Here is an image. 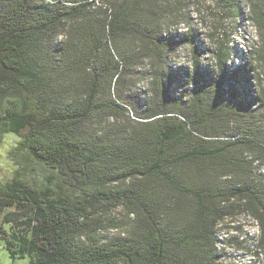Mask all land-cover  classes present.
<instances>
[{"label":"trees","instance_id":"trees-1","mask_svg":"<svg viewBox=\"0 0 264 264\" xmlns=\"http://www.w3.org/2000/svg\"><path fill=\"white\" fill-rule=\"evenodd\" d=\"M166 2L0 0V142L4 133L25 129L17 145L25 158L13 159L17 167L0 181V211L13 208L0 223V245L11 258L27 256L30 264H215L213 227L234 213L231 199L248 206L264 250V186L251 174L254 152L264 157V119L254 118L251 107L264 105V84L255 92L260 79L251 71L252 80L243 83L249 100L240 99L237 78L248 68L229 70L223 34L214 47L216 74L194 65L184 73L189 89L173 91L180 78L163 64L176 41L162 31L178 19L166 14ZM219 3L227 14L240 13L236 0ZM261 4L252 11L264 40ZM63 29L57 55L53 48ZM179 39L194 43L192 34ZM154 52L161 55L148 63ZM143 77L149 84L141 103L135 94L134 101L122 95L124 84L134 80L135 86ZM102 115L122 123L106 127ZM28 158L50 171L46 181L27 178ZM189 162L201 184L183 179ZM229 172L245 175L222 189L215 177ZM165 188L188 205L191 197V209L182 212ZM121 204L134 217L131 231L99 238L100 215Z\"/></svg>","mask_w":264,"mask_h":264},{"label":"rangeland","instance_id":"rangeland-1","mask_svg":"<svg viewBox=\"0 0 264 264\" xmlns=\"http://www.w3.org/2000/svg\"><path fill=\"white\" fill-rule=\"evenodd\" d=\"M221 0H167L170 7L166 6V14L175 17L177 23L162 31L163 36H168L176 41V44L172 46L165 57V65L169 70L176 71V76L180 79H176L171 84V88L176 93L180 92V88L183 90L186 85L188 89L190 87L184 78L185 72H192L194 65H198L208 75L214 76L216 74L214 47L217 42V38L223 34L227 36V44L230 47L229 60L227 67L229 70L236 68L238 65L243 64L248 69V74L245 71L237 78L243 94H240V99L244 102H248L249 93L246 91L247 85L243 84L250 79L254 72V79L257 77L260 79L259 83H256L255 92L261 89L264 84V40L260 37V30L256 21L254 20L253 7L259 0H236L238 2V8L240 13L238 16H232L220 10ZM228 1V0H227ZM261 6L264 8V4ZM192 34L194 36V43L190 44L185 41H179V37ZM65 29L61 31L56 40V44L53 48V53L61 55V46L65 39ZM179 35V36H176ZM159 55L155 52L147 58V62L156 61ZM54 59V57H53ZM148 63L144 65V68H148ZM245 70V68H243ZM252 78L250 79V81ZM147 83L149 84L148 77L138 79L135 86L134 80L127 82L126 87L121 88L122 95L126 96L130 101H134V94L138 96L141 103L147 90ZM187 89V90H188ZM135 91V92H134ZM255 102L251 107L254 113V118L263 117L264 119V105L256 104ZM259 103V102H258ZM142 105V104H141ZM130 117H134V113L128 110ZM99 117V115H98ZM106 127H114L122 123L121 118L106 117L102 115ZM25 129H22L20 133L6 132L3 134L0 142V181H4L11 177L16 164L14 165L13 159L16 160L24 153L17 148L18 143L21 141ZM254 155H247V159H252L251 174L253 178L257 179L259 186H264V157H261L258 151L254 152ZM11 157V158H10ZM30 170H25L27 178L33 181H46V177L50 174V171L45 167L37 164L31 158L26 160ZM19 166V165H18ZM182 177L188 182V184L198 185L202 180L199 174L195 171L193 165L189 162L182 167ZM245 174L241 173L235 175L233 172H229L225 177H215V183L219 184L222 189H226L230 182L237 176L242 178ZM218 181V182H217ZM164 188V187H163ZM164 193H171L177 198V202L183 205L181 207L182 212L185 209H191V197L190 205L188 200L185 201L177 196L174 190L165 188ZM231 202V203H230ZM233 202V203H232ZM230 204H237L234 213L231 215L222 216L214 225V239H215V252L218 253L215 264H264V250L257 246V242L260 237V228L257 220L252 216L248 206L242 205V201H236L231 199ZM13 208H5L0 211V223L3 214ZM182 212H179L176 222L179 220ZM186 213V212H184ZM188 215H192L187 213ZM100 214H92L93 217ZM102 220V226L97 230L96 235L103 240H114L117 236H125L131 231V226L134 223V217L132 214H128L124 205H118L106 211L103 216L100 215ZM175 222V221H174ZM7 228V227H6ZM0 264H30L27 256L23 258H11L5 248L0 245Z\"/></svg>","mask_w":264,"mask_h":264}]
</instances>
